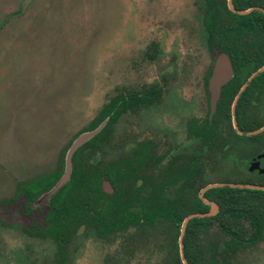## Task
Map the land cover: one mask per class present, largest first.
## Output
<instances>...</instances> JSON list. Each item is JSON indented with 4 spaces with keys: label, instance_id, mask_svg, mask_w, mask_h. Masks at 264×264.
<instances>
[{
    "label": "rangeland",
    "instance_id": "1",
    "mask_svg": "<svg viewBox=\"0 0 264 264\" xmlns=\"http://www.w3.org/2000/svg\"><path fill=\"white\" fill-rule=\"evenodd\" d=\"M198 3L0 0V200L12 196L17 182L55 169L73 136L121 90L142 92L151 84L162 88L158 104L123 114L114 134L151 139V124L162 123L164 145L170 133L177 136L183 98L214 61ZM3 208L0 264L51 261L55 245L40 231L46 204L34 206L29 217L16 214L20 200L12 209ZM242 224L250 228L247 220ZM212 228L216 246L205 263L219 264L228 238ZM142 230L136 229L137 243L148 245ZM105 244L117 242L80 232L70 262L106 264L104 254L111 247ZM229 250L233 264H264V236L247 249Z\"/></svg>",
    "mask_w": 264,
    "mask_h": 264
},
{
    "label": "flooded vegetation",
    "instance_id": "2",
    "mask_svg": "<svg viewBox=\"0 0 264 264\" xmlns=\"http://www.w3.org/2000/svg\"><path fill=\"white\" fill-rule=\"evenodd\" d=\"M196 5L214 61L200 74V84L192 87L193 93L183 98L179 135L170 133L171 140L164 145L161 137L166 128L162 123L151 124V139L114 134L123 114L160 102L162 88L151 84L156 92L151 102L121 113L112 123L113 131L106 136L102 150H83L89 154L88 162L102 171L99 185L107 194L114 192L109 176L115 174L116 227L100 229L87 221L66 247V264H73L70 254L80 232L90 231L105 243L117 242L105 244L111 247L104 254L106 264H207L206 257L216 246L215 235L209 232L212 226L219 231L218 237L228 238L219 251V264H233L228 256L230 248L236 253L264 236V190L238 186H264V128L247 134L264 126V69L253 76L264 65V0H232L234 10L228 0H200ZM220 53L227 54L232 72L220 86L212 112L209 79ZM67 150L65 147L63 152ZM104 184H108L107 189ZM212 184L218 185L204 190ZM19 200L16 214L31 216L34 208L27 212L23 198ZM108 201L106 197L91 199L89 215L97 216L108 207ZM14 203H0V208L12 209ZM48 210L47 204L44 223ZM245 220L248 229L242 224ZM135 228H143L140 232H145L148 245L137 243ZM44 237L54 243L55 251L51 261L36 264H57L58 246L48 235ZM93 256L89 252V257Z\"/></svg>",
    "mask_w": 264,
    "mask_h": 264
},
{
    "label": "trees",
    "instance_id": "3",
    "mask_svg": "<svg viewBox=\"0 0 264 264\" xmlns=\"http://www.w3.org/2000/svg\"><path fill=\"white\" fill-rule=\"evenodd\" d=\"M153 93L156 92L151 89V86L145 89L142 94L137 91H120L111 97L92 121L80 131L79 134L92 131L105 121L102 129L73 153L69 179L49 198V210L42 234L51 237L58 246L57 264H66V247L81 227L87 224V221L91 220L93 225L100 229H114L116 227L115 174L109 176V183L114 188V192L107 194L100 189L99 185L98 178L102 171L99 166L88 162L89 154L83 150H102L104 142L108 139L106 136L113 131L112 123L115 119L127 109L133 110L143 103L151 102ZM66 153L67 151L62 153L56 169L39 174L29 180L17 182L16 191L11 200L6 199L0 203L10 201L14 203L19 198H23L25 210L30 212L31 208H34L35 201L53 188L63 175ZM90 155L94 156L96 153ZM103 197L109 199L108 207L99 211L97 216H90L87 206L91 199Z\"/></svg>",
    "mask_w": 264,
    "mask_h": 264
},
{
    "label": "water",
    "instance_id": "4",
    "mask_svg": "<svg viewBox=\"0 0 264 264\" xmlns=\"http://www.w3.org/2000/svg\"><path fill=\"white\" fill-rule=\"evenodd\" d=\"M228 5H229V8H231L232 10L233 7H232V0H228ZM239 13H245V12H239ZM264 69V65L259 68L254 74H257L259 72H261L262 70ZM231 72H232V66H231V63H230V60L227 56L226 53H220L215 62H214V65H213V71H212V75L209 79V88H210V91H211V95H212V98H211V109H212V112L214 111V108H215V103L218 99V96H219V92H220V86L224 83H226L229 78H230V75H231ZM244 89V87H242L239 91V93L237 94L236 96V99L238 98L239 94L241 93V91ZM236 102V101H235ZM233 112H234V105H233ZM233 120H234V116H233ZM105 124V121L102 122L96 129L92 130V131H86V132H83L81 133L80 135H78L74 141L72 142L71 144V147L68 148L67 150V153H66V156H65V169H64V173L63 175L61 176V178L59 179V181L54 185L53 188H51L48 192L44 193L43 195H41L34 203V206H37L39 204H48L49 202V198L50 196L55 193L70 177V172H71V158H72V155L73 153L83 144L85 143L86 141H88L91 137H93L96 133H98L102 127L104 126ZM234 125H235V128L238 132H240L238 130V127L236 125V122L234 121ZM264 128V126L258 130H255V131H252V132H249L247 134H252V133H258L260 132L262 129ZM108 184H104V188L107 189ZM214 185H218V184H212V185H209L207 187L204 188L207 189L208 187H211V186H214ZM240 187H248V188H252V189H261V190H264V186H257V185H238ZM203 190V191H204ZM33 206V207H34ZM193 215H190L188 216L185 221H184V226L182 228V230H184V227L187 223V221L192 217Z\"/></svg>",
    "mask_w": 264,
    "mask_h": 264
}]
</instances>
